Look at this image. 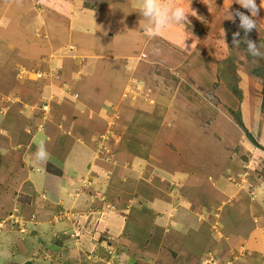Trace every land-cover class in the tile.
I'll list each match as a JSON object with an SVG mask.
<instances>
[{
    "label": "crops",
    "instance_id": "obj_1",
    "mask_svg": "<svg viewBox=\"0 0 264 264\" xmlns=\"http://www.w3.org/2000/svg\"><path fill=\"white\" fill-rule=\"evenodd\" d=\"M71 1L76 2L77 5L80 2L79 0ZM159 2L167 5L183 6L187 1L159 0ZM256 2L262 8L257 21H261L264 24V1L256 0ZM142 3L143 0L104 2L101 4L99 11L93 12L95 13V15H92L93 17L87 15L88 11L85 14H79V12L74 11L73 18L76 19V26L79 25L81 27H79L80 30L84 29V31H80L77 34L80 36L79 38L74 37L75 43L87 52L89 49L85 44L86 40H88L86 37L89 38L92 35L98 41L88 43L92 44L91 46H96V49L101 48V54L107 53L109 46H111L112 50L120 49L121 47L119 46H128L132 43V40L139 38L141 33L144 34L145 20L141 15ZM15 5L19 8H22V6L23 9L26 8L24 2L20 6L18 4ZM236 5L240 6L237 0H193L191 3V14L195 15L197 21L200 11H205L209 14V29L205 32L208 35L196 41L195 37H192L194 28H197L196 24L190 25L189 22L184 28L183 24H180L165 29L166 34H171L175 29L180 30L181 34L176 42L163 38L158 33L153 37H148L144 34L150 41V49L154 50L155 54L153 55L156 56V59L161 58L162 67L170 66V63L173 62L171 60L174 59L171 56L176 54L177 58L179 57V53L174 49L187 47L191 52L190 54L196 56L193 61L196 62L199 56L210 52L213 40L209 35L219 33L217 28L224 22V14L228 12L231 14L233 6ZM80 9L84 8L80 6ZM113 9H117V12H120V16L112 18V20L104 18L105 14ZM21 12L22 14L19 12L20 14L16 16L19 20L17 40L31 39L33 37L37 39L38 35L36 33L40 32L41 27H44L45 31L53 33L60 26L59 15H56L57 20L54 23L56 28H53V31L50 29L51 25L49 26L50 21L45 24L48 21L46 19H41L44 22L41 25L38 23L37 26H28L23 23L27 19V15L24 14L23 10ZM67 14L72 17L71 13L67 12ZM14 31L16 32V29ZM108 31L115 34L114 38L104 44L100 43V41H105L104 34H107ZM15 44L18 46L21 43L16 41ZM3 46L8 49L7 45L3 44ZM22 47L25 48L23 45ZM3 49L5 48L3 47ZM2 55L5 57L4 53ZM110 55V58H112V54ZM11 57L14 62L10 61ZM209 58L211 59V57ZM210 59L204 58L201 60V65H203L202 73L205 72L204 65L209 66ZM18 61L21 60L10 53L8 57L0 58V67H2L3 71L5 70L4 67H11L10 71H12L13 64ZM79 61H77V64L83 72L79 71L80 74L73 77V79L70 78L72 84L69 89H65L66 86L62 87V84H59L58 87L51 85L53 87V96L49 100L51 104L49 105L44 101V104H47L50 109L49 107L41 108L40 112L44 116L39 118L44 121L43 124L39 125L40 128L43 129L45 121L52 117L54 105L57 107V104L54 103L57 99L64 103V97L68 96L77 102L79 105L77 107L78 122L87 120L86 123H90L94 119V114L105 115V109L104 111L102 108L100 109V105L101 103L106 104V106L107 104L110 105L108 101H110L111 92H119V85H115L119 81V76L115 72L112 73V77H105V79L100 77V72L97 73L100 70V58L96 61L86 62V59ZM181 61H178V63ZM54 62L58 63V60ZM124 64L121 63V66L125 67ZM162 67L158 66L161 72L163 71ZM182 71L180 70L179 74ZM155 72L159 71L152 69L151 74L148 76L151 80H149L150 84L158 83L159 77L163 74L162 72L158 76ZM22 73L24 74V72ZM198 80L204 86L205 80L203 78H198ZM34 82L37 81L35 80ZM147 94H150L148 90ZM172 99L173 101L177 100V104L171 112L168 101L165 103L160 101L147 103L141 98H137L133 101V105H131L132 102H129L128 105L120 104L121 109L126 107L130 110L128 127L133 130L132 135L129 134V139H123L124 142L121 145L125 144V147L118 145L120 151L118 163H127L129 164L128 169H133L132 172L127 173L128 179L126 181L128 183L124 184L125 191L121 190L126 197V200L121 202V206L123 210H127L129 203L131 204L133 200L130 193L138 192V188H141V193L146 198L154 192L149 201V209L152 211L143 209V212L140 213L138 208L133 207L134 210L130 214V218L118 212L107 214L106 217L100 219L102 220L100 226L101 224L107 226L105 230L110 233H113V229L117 228V233L122 235L123 240L126 241L125 248H122V253H131L129 249L141 251L139 255L132 253L137 258L136 264H202L203 257L201 255L210 252V250L212 253H224L225 260H222L224 262L231 260L235 253H245V258L241 259L237 264H264V157H261L259 150L246 140L243 132L238 127L233 126V122L226 120L227 117L225 115H220V120L213 121L212 129L214 131L218 130L217 135L210 134L209 128L211 126L207 128L203 123H205V116L211 115L205 113H213V105L211 104L212 102L210 103L206 100L199 90H194L192 94L186 95L177 92L173 94ZM187 109L189 111H186ZM256 109L260 110V107L258 106ZM173 113L174 115L172 116ZM170 115L179 122L178 129H176L177 127L174 129L176 131L170 130L167 126ZM213 116L215 117L216 115L213 114ZM221 118L223 119L221 120ZM11 126L10 128L14 132H18L12 135L20 134L25 138V134L28 131L23 123L15 121ZM258 126L259 124L253 121L250 130L258 131ZM73 130L74 134L70 136L72 138L66 137L67 141L63 142L65 147L61 145L57 149L58 154L54 155L55 157H52L49 152L59 144L58 135L60 133L50 125L43 133L37 128L38 133L34 137L22 138L26 141L23 145L18 143L11 148L13 145L11 141L9 145L7 141L0 140V161H3V164L0 163V180L2 182H5V179L8 181L7 177L15 179L19 184H15V182L8 185L10 189L30 197L33 200V204H39L38 207L40 209L48 208L49 210L46 212L56 208L60 209L59 207H74L75 209L80 208L83 210L81 207L85 206L87 202V199L83 196L85 194L89 195L90 189H82L84 191L82 193L77 190L79 183H81L80 181L88 174L83 172L82 169L84 167L87 169V165L95 163L97 158H91L88 155V146L90 145H87L84 141L88 139L86 136L89 135L87 134L84 137V133H79L83 129L77 125ZM157 130L159 132L155 134L154 131ZM81 134L83 135L82 137H80ZM39 140L45 142L49 153V161L52 160L61 164L60 161L67 159L65 163L67 169L63 176L58 177L57 174L45 172L44 165L48 160L44 164L39 165L34 162V154ZM73 140H76V144L71 147ZM171 144L176 145L177 153L167 148ZM6 147H9V149ZM121 147H124V149H120ZM243 156H248L249 162H246V158ZM257 158H260L259 161ZM122 164L121 166H123ZM253 165H256V167ZM111 166L115 168L114 165L111 164ZM152 166L155 172L148 178H144L143 175L148 172V169H153ZM160 166L163 167L162 170L159 169ZM247 166L251 168L252 175L248 176L247 179L245 178L244 182L234 183L237 181L235 174L238 173V175L243 176L242 172L244 170L242 169H246L245 167ZM252 168H256L258 171ZM158 174L161 175L163 181L165 178L169 179L170 176L173 180H177L180 184L178 189L167 188L161 191L163 186H155L156 191L152 192L151 188H147V184L146 186H137L135 185L137 183L132 181L137 178L150 181V178ZM20 179L24 180L21 181ZM1 184L2 189L7 185L5 183ZM250 192L255 194V197H251L252 201L248 197ZM227 205L230 206L231 213L217 212L218 207L226 208ZM208 216L211 218L214 216L215 219H213L214 222L212 223L220 224L221 229L219 232H215L211 228L212 223L208 222ZM126 217L129 218V222L125 220ZM62 224H66V226ZM224 224L225 227L223 228ZM137 225H141L143 228H138ZM57 226L63 227L58 228ZM75 227V223L73 224L72 222L59 223L53 226L54 230L57 231L68 229L72 232L71 238L66 239V244H68V247L65 248L66 252H76L75 250L78 249L74 247L85 245L81 247L80 252L87 253L88 249L85 241H81L80 246L76 245L77 237H73V230H81H77V227ZM40 229L43 230L44 226H41ZM76 235L79 236L78 233ZM119 239L121 240V238ZM56 245L54 244L53 247V256L56 255ZM166 245L170 246L171 250L175 252L169 253V249L164 251L163 247ZM49 248H52V246ZM42 250H46V245H44ZM77 256H75L76 264L78 263ZM222 261L221 259L219 260L220 264H224ZM88 264H92V262Z\"/></svg>",
    "mask_w": 264,
    "mask_h": 264
},
{
    "label": "rangeland",
    "instance_id": "obj_2",
    "mask_svg": "<svg viewBox=\"0 0 264 264\" xmlns=\"http://www.w3.org/2000/svg\"><path fill=\"white\" fill-rule=\"evenodd\" d=\"M79 1V5H77L76 2L71 0H0V58L8 57L9 54L12 53L21 60L13 64L12 71H10L11 67H4V71L2 67H0V140L3 139L7 141L9 145L11 141L13 143L11 148L18 143L23 145L26 142L23 139L34 137L38 133L37 128L43 133L50 125L60 133L58 135L59 144L49 152L52 154V157H55L54 155L58 154L57 149L61 145L64 146L63 142L66 140V137H70L74 134L73 128L77 125L83 129L79 133H84V137L87 134L89 135L86 136L88 139L84 141L87 145H90L88 146V155H90L91 158H97L95 163L87 165V169L86 167L82 169L83 172H87L88 174L80 181L81 183H79L77 190H80L79 193H82L84 192L82 189H90L89 195L85 194L83 196L87 199L86 205L81 207L83 210L80 208L75 209L74 207H59L60 209L56 208L55 210L46 212L49 210L48 208L42 210L38 207L39 204H33V200L30 197L14 191V189H10L8 185L15 183V179L7 177V179H9L8 181L6 179L5 182L0 180V225L5 223L4 227L2 226V228H0V264H76L75 256H77V254V264H88L90 262H92V264H136L137 258H135L132 253L139 255L141 251L129 249L131 253H122V248H125L126 241L123 240L122 235L117 233V228L113 229V233L107 232V230H105L107 226H103L104 224L100 226V223H102L100 219L106 217L107 214L117 212L129 217L134 210L133 207L138 208L140 213L143 212V209L152 211L149 209V201L154 193L153 191H156V187L163 186V188H161L162 190L159 189L161 191L167 188L177 190L180 184L177 180H173L171 176L169 179L163 178V181L159 174L150 178V181L143 180V178H137L135 181L133 179L132 181L137 183L135 184L137 186H146L147 184V188H151L153 193L146 198L143 197L144 194L141 193L142 189L138 188V192H133V194L130 193L133 198L131 202L132 205L129 203L127 210L122 209L121 202L125 201L126 197L125 193L122 194L121 190H124V184L128 183L126 181L128 179L127 173L132 172L133 169H128L129 164L127 163H118V156L120 155L118 145L123 144V139H129V134L132 135L133 130H130L128 127L130 110L126 107L121 109L120 104L128 105L129 102H132L131 105H133V101L137 98H141L147 103L151 101L165 103L168 101L170 105L169 110L171 112L177 104V100L173 101L172 99L174 93L180 92L186 95L192 94L194 90H199L206 100L210 103L212 102L211 104L213 105V113H205L211 115L205 116V123H203L207 128L211 126L209 128V132L211 131L210 134L217 135L216 133H218V130L216 129V131H214L212 129L213 121L220 120V115H225L227 117L226 120L233 122V126L238 127L245 135L246 140L249 141L243 129H241L233 117L232 112L239 111L241 112L240 114L242 115V120L247 131H249L255 140L262 146V148L256 147V149L259 150L258 152L261 154V157H264V113L261 111L264 96L261 79L257 76V74H261V72L257 70V66L258 64L264 66V57H251L246 51V45L243 43L239 45L234 44L233 37L235 33H240V36L237 37L238 40H242L245 37L244 31L239 27V18L234 15L235 11H237L240 6H233L231 14L229 12L224 14V24L222 23L223 26L221 25L222 27L220 26L217 28L219 33L209 35L213 40L210 52L204 53L197 58L196 62H193L196 56L190 54L189 48L174 49L179 53V57L177 58V55L174 54L171 56L174 58L171 60L173 61L170 63L171 65L162 67L161 58H155L156 56L153 55L155 54L154 50L150 49L149 39L142 33L139 38L132 40V43L128 46H119L121 50H112L111 46H109V51L107 50V53L101 54V48L96 49V46H91L92 44L88 43L98 41V39L93 38L92 35L89 38L86 37L88 40L85 42L89 52L81 49L78 44L75 43L74 37L76 36L79 38L80 36L77 34L80 31H84V29L80 30L81 27L79 25L76 26V19L73 18L74 11L79 12V14H85V12L88 11L87 15L93 17L92 15H95L96 11L101 9V4L109 1L113 2V0ZM186 1L187 2H185L182 7L188 15L189 24H196L197 28H194L192 37H195L197 41L208 35V33L205 32L209 29V14L205 11H200L197 21L195 15L191 14V3L193 0ZM22 2L26 5L25 9H23V6L19 8L15 5L18 4L20 6ZM67 4L69 5L67 6ZM168 5L173 6L172 4ZM80 6L84 9L81 10ZM22 10L24 14L27 15V19L23 23L28 26H37L38 23L41 25L44 23L41 19H46L48 21L45 22V24H48L50 21L49 26L51 25L50 29L53 31V28H56L54 25L57 20L56 15H61L62 18L59 21L60 26H58L57 30L53 33L47 30L45 31L44 27H41L40 32L36 33L38 35L37 39L33 37L31 39L24 38V40H18L21 44L17 46L15 42L18 36L17 27L19 25V20L16 16L17 14H22ZM244 10L247 15H250L248 10ZM67 12L71 13L72 17H70L71 15L67 14ZM10 13H12V15H10ZM119 14L120 12H117V9H113L112 11L110 10L109 13H106L104 18L112 20V18L114 19L120 16ZM221 21L223 20L221 19ZM257 22L259 23L257 29H253L248 33L247 39L260 45L261 51L264 52V24L261 21ZM186 24L187 22L183 23V28ZM14 29H16V32ZM195 30L197 31L196 33ZM180 34L179 29H175L171 34H166L165 29L158 33L161 37L168 38L173 42L178 40ZM114 35L115 34L108 31L107 34H104L105 41H100V43L104 44L109 42V40H112L111 38H114ZM136 36H138V34H136ZM3 44L7 45L8 49H6V46H3ZM22 45L25 46V48L22 47ZM3 47L5 49H3ZM3 53L5 57L2 55ZM110 54H112V58H110ZM99 55L100 57H98ZM209 57H211V59ZM99 58L100 70L97 73L100 72V77L102 79H105V77H112V73L114 72L119 76V81L115 83V85H119V92H111L110 101H108L110 105L107 104L106 106L104 103L100 105V109L102 108L103 111L105 109V115L94 114V119L90 123H86L87 120L78 122L77 119L79 116L77 115V107L79 105L66 96L64 97V103H61L59 99L54 102L57 104V107L54 105L52 117L49 118L50 120L47 119L45 121L43 129L40 128L39 125L43 124L44 121L39 118L40 116H44L40 110H42V107L48 108L49 106L47 104H51L49 101L53 96V87L51 85H56L58 87L59 84H62V87L66 86L65 89H69V86L72 84L70 78L73 79V77L80 74L79 71L83 72L78 66L77 61L80 62L79 60L86 59V62H89L91 60L96 61ZM204 58L210 59L211 65L209 64L210 67L204 65L205 72L202 73L201 70L203 69V65H201V60ZM53 60H58V63ZM10 61L14 62L12 57ZM178 61L181 62L178 63ZM121 63H125V67L121 66ZM50 66L61 69V78L59 80L53 78ZM158 66L163 68L162 75ZM152 69L159 71L155 72L156 75H161L158 83L155 84H150V79L148 78ZM180 70H183L181 74H179ZM22 72H24V74ZM34 72L47 76L34 82L37 80L33 77ZM222 72H227L228 78L232 80L231 84H237L240 87L244 95L242 100L231 93L230 88L227 89L226 80L224 77L221 78ZM49 75L51 76L49 77ZM198 78H203L205 80L204 86ZM147 90L148 93H150L149 95L147 94ZM44 101H46L47 104H44ZM258 106L260 110L256 109ZM186 111H189V109ZM213 114L216 116L214 117ZM173 115L174 113L172 116ZM222 119L223 118H221V120ZM15 121H20V123H23L26 127L28 132L25 134V138L20 134L12 135L18 133L10 128ZM173 121L175 124L172 123ZM253 121L259 124L258 131L250 130ZM167 126L170 130L176 131L174 129L176 127V129H178L179 122L170 115ZM157 132H159V130L154 131L155 134H157ZM82 136L81 134L80 137ZM218 139L220 140V138ZM75 141L76 140L72 141L71 147L75 146ZM250 144L252 143L250 142ZM252 146L254 145L252 144ZM9 147L6 148L9 149ZM124 147L120 149H124ZM167 148L177 153L175 144H171ZM243 157L246 158V162H249L248 156ZM260 158H257V160L259 161ZM60 162L61 164L48 160L44 165L45 172L48 174H57L58 177L63 176L67 169L65 164L67 159L65 158ZM0 163L3 164V161L1 160ZM111 164L114 165L115 168H112ZM121 164L123 166H121ZM253 166L256 167V165ZM152 168L153 169H148V172L143 175L144 178H148L155 172L153 166ZM162 168L163 167L160 166L159 169L162 170ZM245 168L246 169H242L244 170L242 172L243 176L240 174L238 175V173L235 174L237 181L234 183L239 184L240 182H244L245 178L247 179L248 176L252 175L251 168L249 166ZM252 169L258 171L256 168ZM171 170L173 169L171 168ZM23 180L24 179L21 181ZM1 183L7 184L4 189H2ZM15 184L19 183L16 182ZM251 186L253 187L252 184ZM132 195H136V197ZM249 195L248 197L250 200L251 197H255V194L251 192ZM217 212L231 213L232 211L230 206L227 205L226 208L218 207ZM128 217L125 219L127 222H129L130 218ZM208 217V222H214V216H212V218ZM66 222L75 223L77 230L82 231H76V229H74L73 237H77V246H80L81 241L86 242V247L88 249L87 253L80 252L81 247L85 245L74 247L78 249L75 250L77 253L66 252L65 248L68 247L66 239L71 238L72 232L68 229L57 231L53 228L54 225L56 226L59 223ZM62 225L66 226V224ZM41 226H44L43 230L40 229ZM57 227L62 228L63 226ZM137 227L143 228L141 225H137ZM224 227L225 224L223 225V228ZM211 228L215 232H219L221 226L220 224L212 223ZM100 229L104 230L101 231ZM77 233L79 236L76 235ZM119 238H121V240ZM42 244L46 245V250L44 251L42 250L44 249V245ZM54 244L58 245H56L55 256H53ZM50 246H52V248L48 249ZM163 248L164 251L169 249V253L175 252L171 250L168 245ZM201 256L203 257L202 264H220V259L221 261L225 260L224 253H212L211 250ZM245 256V253H235L231 260L222 262H224V264H237L241 259H244Z\"/></svg>",
    "mask_w": 264,
    "mask_h": 264
},
{
    "label": "clouds",
    "instance_id": "obj_3",
    "mask_svg": "<svg viewBox=\"0 0 264 264\" xmlns=\"http://www.w3.org/2000/svg\"><path fill=\"white\" fill-rule=\"evenodd\" d=\"M237 3L241 8L248 10L250 15H246L245 13L238 10L235 11L234 15L239 18V27L244 31L245 37L242 40H238L237 37L240 36V33H235L233 37L234 44L239 45L243 43L246 45V51L251 57H264V52L261 51V46L257 45L256 42L247 39V34L253 29H257L259 25L256 18L258 17L260 9L262 8L260 5H257L256 0H237ZM141 15L145 20L143 32L148 37H153L161 30L167 29L174 25H180L185 22L188 23V15L182 6H170L167 4H162L159 2V0H143ZM50 69L54 75L53 78L55 80H59L61 78V69H56L55 67ZM50 76L51 75H49V77ZM41 79H37L36 81ZM37 144L38 146L34 154V162L39 165L49 159V153L43 140H39Z\"/></svg>",
    "mask_w": 264,
    "mask_h": 264
},
{
    "label": "trees",
    "instance_id": "obj_4",
    "mask_svg": "<svg viewBox=\"0 0 264 264\" xmlns=\"http://www.w3.org/2000/svg\"><path fill=\"white\" fill-rule=\"evenodd\" d=\"M237 10L240 11V12H243V13H245L247 15V13L245 12V10L242 9L241 7H238ZM61 18H62V16L60 15L58 19L61 20ZM16 41H18V40H16ZM257 68L256 69L261 72V74H257V76L260 77L259 79H261V82H262V85H263V96H264V66L258 64ZM221 71H222V69H221ZM223 77L226 80V83H227V86L226 87H227V89L230 88L231 93H233L239 99L242 100V98H243L244 95L242 94L240 87L237 84H231V81L232 80L228 78L227 72L226 73L222 72L221 78H223ZM228 82H230V83H228ZM261 111H262V113H264V100H263V103L261 105ZM240 113L241 112H239V111L238 112H232L233 117L236 120L237 124L241 127V129H243V131L246 134L247 138L249 139V141L255 147L262 148V146L255 140V138L253 137V135L249 131H247V128L245 127V124H244V122L242 120V115Z\"/></svg>",
    "mask_w": 264,
    "mask_h": 264
},
{
    "label": "built area",
    "instance_id": "obj_5",
    "mask_svg": "<svg viewBox=\"0 0 264 264\" xmlns=\"http://www.w3.org/2000/svg\"><path fill=\"white\" fill-rule=\"evenodd\" d=\"M36 79H41V78H44V77H46V75H41V74H37V73H34V75H33ZM52 76H54L53 74H52ZM4 225H5V223H3V224H1L0 225V228H2V226L4 227Z\"/></svg>",
    "mask_w": 264,
    "mask_h": 264
}]
</instances>
